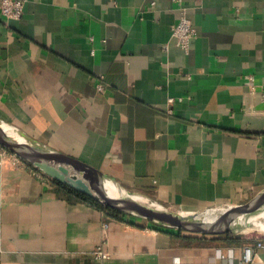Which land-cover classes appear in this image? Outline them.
I'll use <instances>...</instances> for the list:
<instances>
[{
	"label": "crops",
	"instance_id": "0c3cea01",
	"mask_svg": "<svg viewBox=\"0 0 264 264\" xmlns=\"http://www.w3.org/2000/svg\"><path fill=\"white\" fill-rule=\"evenodd\" d=\"M0 121L170 207L244 203L264 188V0H24L0 13ZM240 233L109 214L31 165L0 172V264H239L264 243Z\"/></svg>",
	"mask_w": 264,
	"mask_h": 264
},
{
	"label": "water",
	"instance_id": "95a60500",
	"mask_svg": "<svg viewBox=\"0 0 264 264\" xmlns=\"http://www.w3.org/2000/svg\"><path fill=\"white\" fill-rule=\"evenodd\" d=\"M6 123L0 121V145L8 149L10 152L17 155L30 165L35 166L48 177L61 181L72 188L84 193L88 197L100 202L103 205L116 209L126 214L142 217L150 222L164 226L179 229L190 233H203V234H236L242 231L244 228L251 226L254 227L257 222H264V188L258 191L248 201L240 204H232L235 209L232 211L234 215H241L244 213H250L251 216L243 221L235 222L233 216L227 215L223 217L221 213L216 214L212 219H205L203 216L210 211L209 207L200 213L194 215H180L176 210L167 208L162 203L150 199L147 196L133 192L125 188L114 177L102 172L96 167L71 156H68L56 149L47 147L24 133L17 127H11L23 134L26 139L35 144L30 148L11 139L9 132L5 129ZM56 162L59 165L69 166L73 171L77 173L78 177L68 176L54 169L51 163ZM49 166L48 167L45 166ZM95 179H100L105 184L112 185L118 190L123 200L121 205L118 204L115 198H111L102 192V186L98 185L95 191H89L88 187L90 182ZM147 197L151 202H156L163 205L166 209L164 211L157 210L155 208H149L140 203L136 197ZM224 205L222 207H227ZM220 207V206H218ZM218 211L220 208H216ZM215 213L216 211H210Z\"/></svg>",
	"mask_w": 264,
	"mask_h": 264
},
{
	"label": "built area",
	"instance_id": "2783aa9c",
	"mask_svg": "<svg viewBox=\"0 0 264 264\" xmlns=\"http://www.w3.org/2000/svg\"><path fill=\"white\" fill-rule=\"evenodd\" d=\"M23 7L24 0H0V13L7 19H15L21 17L23 13ZM174 33L177 37L179 45L183 48H187L188 40L194 34V30L186 18H181L177 25L174 27ZM98 88L102 89L100 85L98 86ZM169 100L172 102L173 98H170ZM7 163L22 166L30 165L14 153L10 152L8 149L0 145V172ZM31 166L40 177L47 176L46 174H44V172H42L35 166ZM263 246V240L258 239L256 240L255 244L245 245L242 250V257L239 264H250L255 249ZM95 256L100 259H106L108 257L107 253L100 248L95 251Z\"/></svg>",
	"mask_w": 264,
	"mask_h": 264
},
{
	"label": "bare ground",
	"instance_id": "6f19581e",
	"mask_svg": "<svg viewBox=\"0 0 264 264\" xmlns=\"http://www.w3.org/2000/svg\"><path fill=\"white\" fill-rule=\"evenodd\" d=\"M6 130L9 132L10 134V137L12 140L24 145L25 147H28L30 148V146H35V144L33 143H30L26 137L19 133L17 130H14L13 128L9 127V126H5ZM51 166L58 170V171H61L62 173H64L65 175H68V176H75V177H78L77 176V173L75 171H73L72 169L70 170H67V168L64 167V165H59L58 163L56 162H53L51 163ZM45 167H48L50 169V167L47 165ZM101 184V185H100ZM100 185L102 186V192L111 197V198H115L116 201L118 202L119 205H121L122 203V200H123V196L122 194L116 190L112 185L110 184H105L103 182H101L100 179H95L93 181L90 182V186L88 187V190L89 191H95L97 189V186ZM136 199H138V201H140V203L146 207H149V208H155L157 210H160V211H164L166 208L159 204V203H156V202H151L147 197H136ZM235 209V207H233V205L231 204L230 206H227V207H221L220 210L218 212H215V213H211L210 211L208 213H206L203 217L207 220L209 219H212L216 216V214L218 213H221V215L223 217H226L227 215L229 216H233L234 213L232 212L233 210ZM177 213L180 214V215H193V214H185V212L181 211V210H177ZM251 216V214L248 212V213H244V214H241V215H234L233 216V220L235 222H240V221H243L247 218H249ZM258 226H262L264 228V222L261 221V222H257L255 224L254 227H258Z\"/></svg>",
	"mask_w": 264,
	"mask_h": 264
},
{
	"label": "trees",
	"instance_id": "16d2710c",
	"mask_svg": "<svg viewBox=\"0 0 264 264\" xmlns=\"http://www.w3.org/2000/svg\"><path fill=\"white\" fill-rule=\"evenodd\" d=\"M49 179L51 180V182L61 191L69 194V195H73L77 198H85V199H90L92 201V204L96 205L97 207L99 208H103L106 210V212H108L109 214H116V213H119L118 210L116 209H113L111 207H108L106 205H102L100 202L88 197L87 195H85L84 193L76 190L75 188H72L70 187L69 185L61 182V181H58L56 179H53V178H50Z\"/></svg>",
	"mask_w": 264,
	"mask_h": 264
},
{
	"label": "rangeland",
	"instance_id": "374dc122",
	"mask_svg": "<svg viewBox=\"0 0 264 264\" xmlns=\"http://www.w3.org/2000/svg\"><path fill=\"white\" fill-rule=\"evenodd\" d=\"M64 167L67 168V170L71 169L69 166H64ZM153 200H155V199H153ZM163 205L166 206L167 208L172 209V210H176V211L179 210V207H176V206L175 207H170L169 205H166V204H163ZM222 206H224V205H221L220 207L217 206L215 208H211L210 211L218 212V210L216 208H221ZM205 209H196L194 211H183V212H185V214H193L194 215L195 213H200L201 211H203ZM258 229H260V230H258ZM263 230H264V228L262 226H258V227L248 226V227L244 228L242 231H240L241 232L240 235H246V236L250 237V240H252V238L253 237L255 238V236L264 235V233L258 232V231H263Z\"/></svg>",
	"mask_w": 264,
	"mask_h": 264
}]
</instances>
